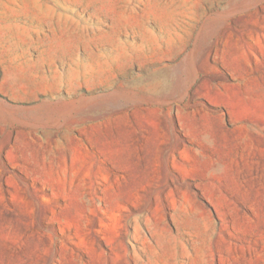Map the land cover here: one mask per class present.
<instances>
[{"label": "rangeland", "instance_id": "obj_1", "mask_svg": "<svg viewBox=\"0 0 264 264\" xmlns=\"http://www.w3.org/2000/svg\"><path fill=\"white\" fill-rule=\"evenodd\" d=\"M0 264H264V0H0Z\"/></svg>", "mask_w": 264, "mask_h": 264}]
</instances>
